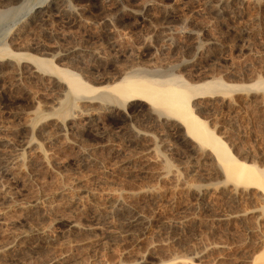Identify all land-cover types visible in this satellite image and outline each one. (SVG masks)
Masks as SVG:
<instances>
[{
  "label": "rangeland",
  "instance_id": "1",
  "mask_svg": "<svg viewBox=\"0 0 264 264\" xmlns=\"http://www.w3.org/2000/svg\"><path fill=\"white\" fill-rule=\"evenodd\" d=\"M5 3L0 50L16 55L0 54V155L23 162L0 172V202L8 191L42 199L23 223L27 210L0 208V264H173L194 255L198 264H263L262 195L226 178L178 123L106 88L128 77L223 82L226 91L192 101L195 114L240 161L264 168V88L252 87L264 81V0ZM36 59L94 92L69 94ZM137 215L143 223H132Z\"/></svg>",
  "mask_w": 264,
  "mask_h": 264
},
{
  "label": "bare ground",
  "instance_id": "2",
  "mask_svg": "<svg viewBox=\"0 0 264 264\" xmlns=\"http://www.w3.org/2000/svg\"><path fill=\"white\" fill-rule=\"evenodd\" d=\"M6 1H7V3H5V5L6 4L8 5L9 2L10 3L12 1L14 2V0H10V1L6 0ZM16 1H18V0H16ZM95 1H97V0H95ZM40 8H42V7H40ZM49 9H50V7L47 8V11H49ZM146 9H147V6L144 7V10H146ZM9 10L10 9H7V11L5 10V12L6 13L9 12ZM45 11L46 10H44V9H41V10L39 9L38 13H40V14H41V12L46 13ZM5 12L0 11V17L3 16L5 14ZM48 51H50V49ZM67 53H71V51L69 50V52H67ZM0 54L5 55V54H10V53H9L8 49L3 48L0 50ZM11 54H10V56L16 55V54L11 55ZM35 63L39 67L45 69L46 71H50V73L56 74L61 79H63L66 83L65 86L68 87V93L69 94H72L75 96L77 95V97H78V96H85L87 94L94 92V89H92L90 86H88L87 84L82 82L76 75H74L68 71L58 69L50 61L36 59ZM222 84H223V82L221 83L220 81L216 80V81L205 82L201 85L192 86V85H189L186 82L182 81L179 78L170 79V81L168 80L167 82H164V81L162 82L159 79L158 80H155V79L151 80V79H147L145 77H128L125 79H121V81H119V82L114 83L113 85L106 88V90L108 89L109 92L111 91L110 93L114 94L115 96L114 95L113 96L118 101L119 100L121 102L122 101H126V102L136 101V102H141V103L148 105L150 107V111H149L150 117H154V119H155V115H157L156 116L157 120H161L163 117H168V119L170 118L172 121H175V123H178L181 127L184 128V134L186 135V138L191 139L192 141L198 143L200 145V148H202V150H204L206 153H209L210 156H212V160L214 161V163L216 162L218 167H221V169L223 170V174L225 175L226 178L235 180L237 182L235 184L238 187H244L246 189H256L262 195L263 200H264V168H259L255 164H248L244 161H240L238 159V157L235 156V154L232 152L231 147H229V145L225 141L220 139L215 134L214 130H212L209 127V125H207L206 122L201 120L197 116V114H195L194 107H193L194 105L192 106V101L195 98H197L199 95L201 96V95H206V94H213L217 91L220 92L223 90L226 91L225 88L227 87V85H226V87H224V85H222ZM252 87L264 88V81L258 82L256 85H253ZM95 92H97V91H95ZM102 94H103V92H102ZM104 94H105V92H104ZM104 94H103V96L105 97L106 94L105 95ZM201 98L202 97H200V99ZM106 99L108 100V99H112V98H110L107 95L104 100H106ZM74 100H76V99L74 98ZM108 102H109V100H108ZM110 103H112V102H110ZM26 146L31 147L32 144L30 142H28ZM7 147L10 148V146H7ZM21 162H23V155L22 154L15 153V154H8V155H6V154L0 155V172H1V174L6 175V176L10 175L11 172L14 170L15 165L18 163H21ZM36 164H37V166L33 169V172L30 175V177H31L30 180L31 179L34 180V178H37L40 176L41 170L47 166V161H45V159H43L39 163H36ZM23 196L24 195L21 192H19L17 194V193H12L11 191H8V192H5V194L2 197V200L0 202V208L1 209H9V211H11V209H15V208L27 210L25 216H23V218L21 220L22 223L26 222V220L28 218V214H30V213H28L29 209L30 210L36 209L38 207V205L40 204V201L42 199L41 196H39L38 194H34V193L29 194L27 200L20 198ZM18 197L20 198V200ZM17 198H18V200H17ZM15 199H16V201H15ZM32 213H34V212H32ZM30 217L31 216H29V218ZM145 219L142 216L137 215V217L135 216L134 220L132 219L133 221L132 220L131 221H132V223L135 222L137 224V223H143ZM15 223H20V222H12V224H15ZM68 223H69V221H68ZM132 225H134V224H132ZM70 226L74 229L78 228L77 223H75L74 221L70 222ZM31 231H32L33 235L34 234L38 235L41 233V230L39 228H33V230H31ZM41 234H43V232ZM14 248L15 247H13L12 245H6V246L2 247L1 249L3 251L9 252L8 255L11 257V260H15L16 258L18 259V257H16V252H14V250H13ZM259 254H260V257H263L262 262H264V255H262V254H264V249H262V251ZM195 256H197V257H195ZM198 256L199 255H194V257H192L190 259L188 257V259L186 258L187 260L186 259H184V260L180 259L179 260L180 262H177V263L173 261L174 262L173 264H198L195 261L196 258L199 259ZM257 256H258V254H257ZM200 259H201V257H200ZM254 259H255L254 262L261 260V259H259V257H258V260H257V257ZM17 262H18V260H17ZM198 262H199V260H198ZM252 262H253V260H252ZM67 263H68V259L66 257L65 258H56V257L53 258L52 257V259H50L49 261H46L44 264H67ZM171 264H172V262H171ZM199 264H200V262H199ZM258 264H260V263H258Z\"/></svg>",
  "mask_w": 264,
  "mask_h": 264
}]
</instances>
